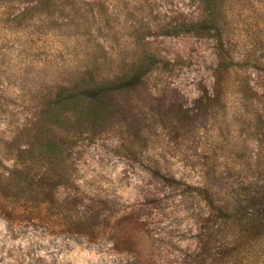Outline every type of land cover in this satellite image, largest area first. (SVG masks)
<instances>
[{
  "label": "rangeland",
  "instance_id": "374dc122",
  "mask_svg": "<svg viewBox=\"0 0 264 264\" xmlns=\"http://www.w3.org/2000/svg\"><path fill=\"white\" fill-rule=\"evenodd\" d=\"M226 5V41L238 65L212 100L213 39L153 35L137 48L129 38L133 24L198 17V0H0L4 165L40 146L35 136L55 123L45 104L58 86L88 68L104 75L123 69L136 50H146L159 68L133 93L135 114L123 106L62 151L61 164L84 200L111 224L138 221L134 243L146 264H191L203 250L206 210L193 186L213 184L264 217V0ZM128 92H117L118 99L126 101ZM64 127L56 132L70 141L72 124ZM157 167L173 179L165 181ZM67 193L59 190L60 197ZM110 239L72 236L42 220L11 227L0 215V264H133L122 251L128 245ZM220 252L213 264H264V238Z\"/></svg>",
  "mask_w": 264,
  "mask_h": 264
},
{
  "label": "trees",
  "instance_id": "16d2710c",
  "mask_svg": "<svg viewBox=\"0 0 264 264\" xmlns=\"http://www.w3.org/2000/svg\"><path fill=\"white\" fill-rule=\"evenodd\" d=\"M46 2L48 0H41V3ZM227 2L198 0V17L170 20L158 25L133 24L129 38L137 48L142 46L144 37L153 35H193L213 39L217 65L214 69L215 93L211 99H219L226 75L238 65L226 41ZM133 56L123 69L104 75L88 68L74 81L58 86L45 104L46 113L55 118V123L47 126L51 132L35 136L42 141L40 146L33 144L18 151L11 167L5 166L0 157V215L11 227L42 220L59 231L72 236L83 235L90 241L110 237L115 247L119 242L128 245L122 251L132 254L133 264H146L134 243V237L139 232L138 221L133 217L124 224H111L109 218H102L93 202L90 204L84 200L79 187L70 180L61 164L62 151L67 144L95 131L104 117L117 116L123 106L131 107L135 114L137 96L133 93L144 87L149 75L159 68L160 60L146 50H136ZM122 91H129L126 101L118 99L117 95ZM65 123L72 124L71 131L66 130L71 134L70 141L63 138L64 131L56 132L66 129ZM154 171L167 182L173 179L168 174H162L161 168L157 167ZM61 188L68 191L62 197L59 195ZM192 188L206 212L200 221L203 250L191 256V264H213L219 259L220 249L229 250L234 244L264 238V217L260 212L247 211V203L232 201L213 184L204 182Z\"/></svg>",
  "mask_w": 264,
  "mask_h": 264
}]
</instances>
